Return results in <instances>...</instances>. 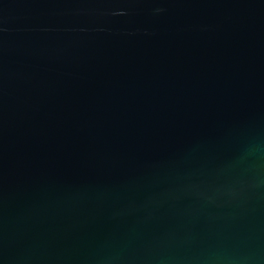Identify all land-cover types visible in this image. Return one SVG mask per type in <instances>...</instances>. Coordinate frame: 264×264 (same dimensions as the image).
Wrapping results in <instances>:
<instances>
[{
	"label": "water",
	"instance_id": "water-1",
	"mask_svg": "<svg viewBox=\"0 0 264 264\" xmlns=\"http://www.w3.org/2000/svg\"><path fill=\"white\" fill-rule=\"evenodd\" d=\"M0 264H264V0H0Z\"/></svg>",
	"mask_w": 264,
	"mask_h": 264
}]
</instances>
